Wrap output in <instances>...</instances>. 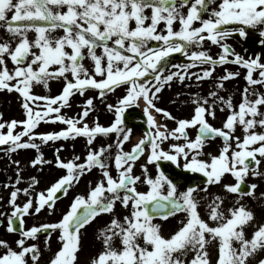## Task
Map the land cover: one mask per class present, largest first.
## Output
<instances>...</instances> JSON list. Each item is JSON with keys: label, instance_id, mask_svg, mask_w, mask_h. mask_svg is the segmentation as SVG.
<instances>
[{"label": "snow or ice", "instance_id": "6c2138e0", "mask_svg": "<svg viewBox=\"0 0 264 264\" xmlns=\"http://www.w3.org/2000/svg\"><path fill=\"white\" fill-rule=\"evenodd\" d=\"M0 28L12 37L0 43V91L17 93L24 110L22 120L3 121L0 114V130L7 129L6 133L0 131V145H8L10 154L34 149L37 155L30 165L39 166L40 171L53 163L67 170L34 196L39 181L31 177L27 187H19L25 183L21 161L11 160L16 177L5 187L11 189L7 204L12 210L10 214L0 213V225L6 220V231L17 233L18 238L15 248L0 239V264H40L41 233L47 234L46 247L53 234L60 242L49 264H212L213 242L218 247L216 264H264V224L256 226L251 239L246 238L245 228L252 226L255 215L241 203L245 196H254L257 188L251 184L245 190L246 179L264 176L258 170L264 161V92L255 87L264 86V58H245L227 42L234 35L247 39L252 30L258 32L259 43L264 45V0H0ZM57 30L64 34L53 35ZM33 31L35 39L30 40L28 33ZM206 42L219 47L220 52L213 56L210 46L205 48ZM174 54L187 62L171 63ZM8 60L13 65L11 70ZM86 60L91 61V68ZM227 64L246 69L248 86L238 110L231 97L226 99L220 91L225 81L240 72L225 68L224 75H214L218 66ZM193 79L215 83L206 96L189 93V98L181 101L192 105L189 118L178 119L158 106L160 94L174 81L185 84ZM52 80L64 82L59 95L35 94L36 86L47 89ZM118 88H124L125 94L116 104L107 103L105 97ZM91 90L97 91L113 113L109 126L101 125L98 118L94 126L89 125L87 118L95 110L96 99L86 95ZM77 94L85 97L82 110L69 117L62 109L70 108ZM141 102L148 130L130 151H125L124 144L132 132L125 124V112ZM217 107L229 113L220 128L210 123L216 118ZM158 115L174 121L176 127L169 129L159 122ZM42 123L65 127L40 132ZM238 127L243 129V136L235 135ZM18 128L22 130L15 131ZM190 129L196 130L195 138ZM113 135L114 144L99 149L93 146L97 137ZM77 137L86 138L88 145L82 163L76 162L79 156L65 162L60 156L63 144L55 149V161L44 158L42 145L75 141ZM217 138L222 141L219 153L205 152L207 143ZM168 141L171 143L166 150L163 145ZM142 156L146 161L141 165L142 174L135 175V164ZM163 161L183 172L202 174L204 187L189 184L181 188L162 170ZM148 165L156 167L155 176ZM112 166L118 173L115 178ZM93 168L101 170V179L87 197L77 195L57 222L26 227L28 216L44 211L54 214L58 193L67 196L73 184ZM228 175L234 183L224 182ZM140 184L147 185L148 190L139 191ZM209 185H220L225 193L234 194L238 206L226 213L225 197L209 193ZM21 195L26 198L22 204L18 203ZM202 200L208 201L205 207L214 226L199 212ZM117 203L127 212L122 219L115 214ZM181 213L179 228L166 238L163 224L154 221H167ZM102 214L113 217L98 230L102 250L82 261L86 226Z\"/></svg>", "mask_w": 264, "mask_h": 264}, {"label": "rangeland", "instance_id": "374dc122", "mask_svg": "<svg viewBox=\"0 0 264 264\" xmlns=\"http://www.w3.org/2000/svg\"><path fill=\"white\" fill-rule=\"evenodd\" d=\"M148 12L150 14V10H148ZM9 15H11V14H9ZM133 26H134V24H133ZM178 27H179V25L177 24L176 28H178ZM63 34H64L63 30H57L55 33H53V35H63ZM35 35L36 34L34 31L28 33L30 40L35 39ZM10 40H12V37L6 31V29L0 28V43H4V42L10 41ZM13 43H14V41H13ZM209 46H210V42H206L205 48L207 49ZM210 51H211V54L213 56H215L217 53H219L217 46H210ZM175 55H179V54H174L173 58L171 59V63L179 64L181 61V57H177ZM256 55H260V56H262V58H264V51H260ZM85 64L89 68L92 67L90 60H86ZM8 67L10 70L13 68V65H12L10 60H8ZM225 68H227L228 71H231V72H236V71L240 72V75L238 77H235V78H232V79L225 81L224 82V89L220 91V95L224 96L226 99L228 97H231L233 105H235L236 109L238 110V106L242 101L243 91H244L245 87L248 86L247 81L244 78L246 75V69H244L241 66L236 67V66H234V64H227L224 66H218L216 68V72L214 73V75L216 77L224 75L225 74ZM175 70L176 69H171V71H175ZM196 70L197 69H193V71H196ZM256 75L257 74L254 73V77H256ZM63 83L64 82L62 80H52L49 82V86L47 89L42 85H38L34 88V92H35V94L41 95V96H53L54 94H57L60 91H62ZM189 83L191 84V87L188 86ZM214 83H215V81H213L211 79H206V80H203L200 82H196L193 79V81H191V82L186 81L185 84H181L178 81H174L172 83L171 88H165L164 91L160 94L162 96V99L159 101L158 106L163 108V109H166L169 112H171L178 119L189 118L191 116L192 110H193L192 105L181 103V101L187 100L189 98V93L199 92L201 96H206L209 91L213 90V84ZM255 87H257L260 92H264V86L257 85ZM124 94H125V89L124 88H118L115 93L108 94L107 97H105V100L107 103L116 104L118 102V98H120ZM177 94H180V95L178 96ZM9 95H11L10 97L12 99H10L8 101H5L2 97V95H0V114H2V116H6L9 114V117L20 118L21 113H17V112L19 111V109H22L21 98L18 95L16 96L14 94V92L9 94ZM86 95L89 97H96V99L94 100V105H95L96 111L100 114V116L98 115V116H95L91 119L89 118L88 119L89 125L90 126H92V124L94 125V122L97 121V118H98V122L101 125L108 126L111 123L110 122L111 119L114 118V115L112 114V112L107 110V108L105 107V103L102 102L101 99L98 97V93L96 90H91ZM253 99H254V97H253ZM84 100H85V97H81L79 94L75 95L71 99V101H73V102H71V107L70 108L66 107V108L62 109V112L66 113L68 110L69 111L72 110V111H75V115H76L77 113H79L82 110ZM12 103H15V104H12ZM143 107H144V105L141 102L140 106L137 108L139 110L143 111ZM15 108L18 110H16ZM228 114L229 113L227 110L226 111H220L219 107H217L216 118L210 119V123L214 127L220 128V127H222V124L225 121ZM157 119L162 124L166 123L169 129H173L176 127V124L174 121L163 118L162 115H158ZM19 129H21V128H18L15 131H19ZM189 132H190L191 137L195 138L196 130L190 129ZM235 135L243 136V129L238 127ZM142 137L143 136L141 133L136 132L135 139L133 142H130L131 145L129 146L128 151H130L132 149V147L136 143H138ZM110 140H111V138H109L107 140V142H110ZM170 143H171V141L165 142L163 147L167 150ZM68 145H64V148L61 151V153H63L61 158L65 162L72 161L75 159V157H77V156H75L74 146L73 145L68 146ZM93 146L97 149H99L101 147L100 145H96V144H94ZM7 147H8V145L6 147H5V145L0 146V172L1 171L6 172V173L15 172V166L12 165L11 160H19V161H21V168L23 169L22 173L23 174L24 173L30 174V173L34 172V173H36L34 177L37 178V175H39L41 173V171L38 170L39 166L38 167H32L30 165V161L33 158H35L37 153H35L34 156H30L29 152H23L25 150H20L18 153L10 154L6 151ZM221 147H222V142L220 140L210 141L207 143V145L205 147V152H210V153L215 155V154L219 153V150ZM85 149H87V148H85ZM84 150H83V152H84ZM71 152H74V154H71ZM78 154L80 155V152ZM204 158L207 159L208 157L205 156ZM76 162H79V161H76ZM145 162H146L145 157H143V156L136 162L135 167H134V174L135 175H141L142 174L141 165L144 164ZM163 162L165 164V166L163 167L164 169H162L164 172L165 171H171L172 173H184L187 176V174H188L187 172H183L180 168H176L175 165L171 164L170 162H167V161H163ZM148 167L150 169L152 176H155L156 172H157L155 167H153V165H148ZM258 170L261 172H264V161H262L261 165L258 166ZM110 171H111V174L113 175L114 178L117 177L118 173L116 172V169L114 166L110 167ZM62 172L67 173V170L62 169ZM195 176H198V173H196ZM100 179H101V170L93 168L92 177L89 179L88 184L84 185L82 187H78V188L76 187V196L77 195H84L85 197H87V195L90 191V188L94 187L95 184ZM56 180H58V179H56ZM29 181H30V179L28 180V182ZM224 182L225 183H234L235 181H234V178H232L230 175H228ZM251 184L257 185V188L254 191V196H245L241 200V203L244 204L249 210L253 211V213L255 215V220L252 222V226L245 228L246 238H248V239H251L253 232H254V230L258 224H264V176H251L250 175L246 179L245 186H248ZM27 186H28V184H26V187ZM36 186H37V184L35 185V191L33 193L34 196L37 193L41 192ZM147 190H148L147 185L141 184V190H139V191L143 192V191H147ZM215 194H218L222 197H225L223 209L226 213H227L228 208L233 207V206H238V205H235V195L225 193L221 186H219L215 189ZM200 195L203 196L201 193H200ZM21 197H24V196L21 195L18 199L20 200ZM69 199H70V197L68 199H64L63 202L68 203ZM203 203H205L204 200L201 201V206L199 208V212H200L203 219H205L206 221H209V217L206 214L201 212ZM115 214L117 217L122 219L123 216L127 214V212L119 203H117L116 208H115ZM105 216H107L109 218V220H111L113 218L110 214H106ZM182 216H183L182 213L177 214V216L170 217L167 221H178L182 218ZM155 223H158V222H155ZM209 223L213 224V226L215 224V222H212V221H209ZM171 224H173L175 226L174 231L171 229V227L169 228L167 226L168 224L167 225L163 224L162 234L166 238H169L180 226V224L177 226L175 225V223H171ZM101 225L102 224L98 223V222H95L93 224V226H101ZM117 246H119L118 241H117ZM210 253H211L212 264H216L217 253H218V247H217L216 242H213V245L210 248ZM261 256L264 257V253H262ZM191 258L189 260H191ZM254 264H255V262H254Z\"/></svg>", "mask_w": 264, "mask_h": 264}, {"label": "flooded vegetation", "instance_id": "af4514ba", "mask_svg": "<svg viewBox=\"0 0 264 264\" xmlns=\"http://www.w3.org/2000/svg\"><path fill=\"white\" fill-rule=\"evenodd\" d=\"M184 11L186 12L187 9L185 8ZM250 36L252 38L258 37V32L250 30ZM227 42L235 49V51L237 53H239L241 56H243L245 58L253 57L258 52L264 51V49L263 50L254 49L252 47L244 46L240 42V40L238 39L237 35H234ZM153 43H155V42H153ZM251 43H253V42L251 41ZM218 52H220L219 47H218ZM175 56L181 57L180 63H186L187 62V60L184 57H182L181 55H175ZM234 66L238 67L239 65H234ZM9 94H11V93H9L7 91H0V95H2V97L5 101L12 99L10 97L11 95H9ZM14 94L16 96L18 95L15 92H14ZM59 94H60V92L57 94H54L53 96H56ZM71 102H73V101H71ZM12 104H15V103H12ZM134 108L135 107L127 109L125 112V115L128 114L129 112H131L132 109H134ZM16 110H18V109H16ZM17 113H21L20 118L9 117V114H8L6 116H2V120L10 122L13 119H15V120L24 119L23 109H19V111ZM65 114H67V116H69V117H73V116H75V111H72V110L69 111L68 110ZM98 115L100 116V114L95 109L93 112L90 113L89 117L87 118V121L89 118L91 119V118L98 116ZM145 121H146V117L144 120L140 121L142 124H140V122L138 120L128 121L125 119L126 126L130 127L132 129V132L130 134V140L128 142H125V144H124V150L125 151H127L129 146L131 145L130 142L134 141L136 132L145 133L148 130ZM0 122H2V121H0ZM141 125H143V126L141 127ZM92 126H94V125L92 124ZM63 127H65V126L61 125L59 123H57V124H43L42 123L41 126L38 128V131H40V132H50L53 130L59 131ZM142 129H144L145 131L143 132ZM6 130L7 129L5 128V129L0 130V131L6 132ZM20 130H22V129H19V131ZM108 139L109 138H105L102 136L97 137V139L94 141V144L100 145V146H106L109 143L114 144V141H115L114 135L111 137L110 142H107ZM60 144L73 145L74 151H75V156L80 157V160L77 163H82L84 161V159L88 153V145L86 144V138H83V137H77L75 141H72V140L60 141V142H57L56 144L49 142L46 145H42L41 151L43 152L44 158L47 160L55 161V159H56L55 149L58 148L60 146ZM83 148L84 149L87 148V149L84 150ZM83 150H84V152H83ZM23 152H29L30 156H34L36 153V151L34 149L25 150ZM79 152H80V155L78 154ZM71 154H74V152H71ZM62 155H63V153L60 152V156H62ZM92 173H93V170L91 172H86L85 175L80 178L79 183H74L73 186L69 189L67 196H65L63 194L61 195V197L56 201L54 214L49 215L47 211H44V212H42V214H39L38 216L26 217L25 218L26 219V227H31L33 224L52 223V222H57L58 220H60L62 218V215L68 211L72 201L76 197V187L78 188V187H82L84 185H87L89 179L92 177ZM35 174L36 173H34V172H32L30 174H27V173L23 174L22 173V176L24 178L25 183H22L21 185H19V187H21V188L26 187V184H28L27 183L28 180L31 177H34ZM66 174H67L66 172H62V171L58 170L55 163H53L51 165H45L43 167V171H41V173L39 175H37V180L39 181V183L37 184L36 187L40 191H45L48 187L51 186L52 183L55 182L56 179H59L60 177H62L63 175H66ZM166 174L169 175L170 177H173L174 179H176L177 183L181 186V188H185L189 184H198L201 188H203L204 187V181L206 180V178L203 177L202 174H200L196 179H194V176H192V175H187V177H185L184 174H182V173H179L178 175H176V174L171 175L168 173H166ZM15 177H16V172H10V173H6V172H2V171L0 172V197L3 198V199H0V213H9V214L11 213L12 209L7 204L9 192L11 189L5 187V185H9V184L13 183L15 181ZM219 186L220 185H209L208 186L209 193L215 194V189ZM138 190H141V184L138 186ZM201 194L204 195V193H201ZM69 197H70V199H69L68 203H64L63 200L68 199ZM209 198H211V197H209ZM25 199H26L25 197H21L20 200L18 199V203L22 204L25 201ZM204 202L205 203L202 204L201 212L208 216V209L205 207V205L208 203V201H204ZM105 215L106 214H102L95 221H93L91 223V225L86 226V231H85V234L83 237L85 252L83 254H81V260L82 261L86 258V256H94L102 250L101 243L99 240H97V235H98V230L100 228L105 227L110 222L109 218ZM182 218H183V216H182ZM0 219H3V217H0ZM180 220H178V221H161V220L157 219V220H155V222L166 224V225L168 224L167 226L169 228L171 227V229L174 231L175 226L171 223H175V225L177 226V225H179ZM95 222L101 223L102 225L101 226H93V224ZM6 224H7V221L4 220L3 225H0V239H4V240L9 241L12 244V247L15 248L16 246H15L14 241L18 238V234L17 233H8L6 231ZM46 238H47L46 233L40 234V239L38 241V243L42 249V256L40 259V264H49L50 259L53 258L54 253L56 251H58V249L60 247V242H59L56 234H53L52 237L48 240V247L45 246V239ZM193 256H194V253L190 254L188 259H190Z\"/></svg>", "mask_w": 264, "mask_h": 264}, {"label": "water", "instance_id": "95a60500", "mask_svg": "<svg viewBox=\"0 0 264 264\" xmlns=\"http://www.w3.org/2000/svg\"><path fill=\"white\" fill-rule=\"evenodd\" d=\"M241 41H242L244 44H248V43H247L248 41H246V39L244 40V39L242 38ZM133 116H134V117H139V116L136 115L135 113H133ZM244 187H245V190H247V187H246V186H244Z\"/></svg>", "mask_w": 264, "mask_h": 264}]
</instances>
